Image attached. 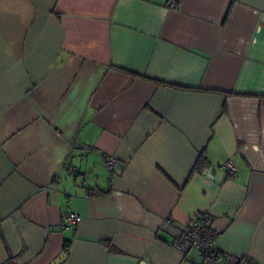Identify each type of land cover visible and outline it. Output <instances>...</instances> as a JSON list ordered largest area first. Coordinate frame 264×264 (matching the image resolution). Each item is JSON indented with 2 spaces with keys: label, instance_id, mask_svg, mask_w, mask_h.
Returning a JSON list of instances; mask_svg holds the SVG:
<instances>
[{
  "label": "crops",
  "instance_id": "crops-1",
  "mask_svg": "<svg viewBox=\"0 0 264 264\" xmlns=\"http://www.w3.org/2000/svg\"><path fill=\"white\" fill-rule=\"evenodd\" d=\"M185 261L264 264V0H0V264Z\"/></svg>",
  "mask_w": 264,
  "mask_h": 264
},
{
  "label": "built area",
  "instance_id": "built-area-1",
  "mask_svg": "<svg viewBox=\"0 0 264 264\" xmlns=\"http://www.w3.org/2000/svg\"><path fill=\"white\" fill-rule=\"evenodd\" d=\"M87 148V147H86ZM117 160L111 156L106 158L105 166L108 171L113 174V170L116 166ZM224 167L234 172V167L230 161L224 162ZM81 217L76 212H70L63 218V224L80 222ZM214 229L211 224L210 216L205 211H199L190 219L187 229L181 231L173 241V245L182 249L184 245H190L195 248L202 259H218L222 258V254L219 253L214 246ZM183 264H195L193 262L185 261Z\"/></svg>",
  "mask_w": 264,
  "mask_h": 264
},
{
  "label": "trees",
  "instance_id": "trees-1",
  "mask_svg": "<svg viewBox=\"0 0 264 264\" xmlns=\"http://www.w3.org/2000/svg\"><path fill=\"white\" fill-rule=\"evenodd\" d=\"M198 168L200 169V170H203V168L205 167V165H206V162H207V160H206V158L205 157H201L198 161ZM197 164V163H196Z\"/></svg>",
  "mask_w": 264,
  "mask_h": 264
},
{
  "label": "water",
  "instance_id": "water-1",
  "mask_svg": "<svg viewBox=\"0 0 264 264\" xmlns=\"http://www.w3.org/2000/svg\"><path fill=\"white\" fill-rule=\"evenodd\" d=\"M206 175H207L208 177H212L210 171H207V172H206Z\"/></svg>",
  "mask_w": 264,
  "mask_h": 264
}]
</instances>
